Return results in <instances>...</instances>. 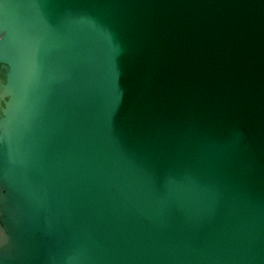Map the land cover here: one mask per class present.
<instances>
[{
	"label": "water",
	"instance_id": "95a60500",
	"mask_svg": "<svg viewBox=\"0 0 264 264\" xmlns=\"http://www.w3.org/2000/svg\"><path fill=\"white\" fill-rule=\"evenodd\" d=\"M0 264H264V0H0Z\"/></svg>",
	"mask_w": 264,
	"mask_h": 264
}]
</instances>
